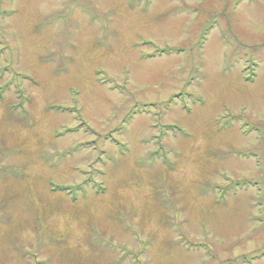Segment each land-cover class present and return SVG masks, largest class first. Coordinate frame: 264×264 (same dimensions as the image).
Instances as JSON below:
<instances>
[{
  "label": "rangeland",
  "instance_id": "obj_1",
  "mask_svg": "<svg viewBox=\"0 0 264 264\" xmlns=\"http://www.w3.org/2000/svg\"><path fill=\"white\" fill-rule=\"evenodd\" d=\"M0 264H264V0H0Z\"/></svg>",
  "mask_w": 264,
  "mask_h": 264
}]
</instances>
